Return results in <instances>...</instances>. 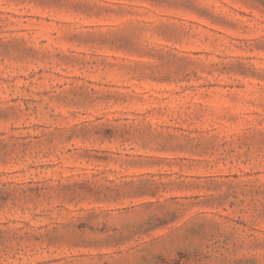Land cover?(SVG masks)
I'll use <instances>...</instances> for the list:
<instances>
[{
    "label": "rangeland",
    "instance_id": "374dc122",
    "mask_svg": "<svg viewBox=\"0 0 264 264\" xmlns=\"http://www.w3.org/2000/svg\"><path fill=\"white\" fill-rule=\"evenodd\" d=\"M0 264H264V0H0Z\"/></svg>",
    "mask_w": 264,
    "mask_h": 264
}]
</instances>
